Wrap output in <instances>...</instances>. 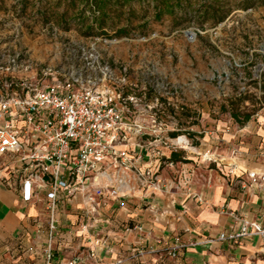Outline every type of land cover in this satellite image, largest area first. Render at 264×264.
I'll list each match as a JSON object with an SVG mask.
<instances>
[{"label":"rangeland","instance_id":"obj_1","mask_svg":"<svg viewBox=\"0 0 264 264\" xmlns=\"http://www.w3.org/2000/svg\"><path fill=\"white\" fill-rule=\"evenodd\" d=\"M253 2L189 0L190 8L156 20L152 1L140 0L112 9L103 31L88 35L75 1L0 0V93L13 91L12 77L43 83L76 74L119 92L128 117L161 125L168 138L186 136L200 151L217 126L240 125L232 113L253 111L252 121L264 111L251 96L264 69V0ZM211 5L223 21L196 14ZM120 27L128 35L116 36Z\"/></svg>","mask_w":264,"mask_h":264},{"label":"crops","instance_id":"obj_2","mask_svg":"<svg viewBox=\"0 0 264 264\" xmlns=\"http://www.w3.org/2000/svg\"><path fill=\"white\" fill-rule=\"evenodd\" d=\"M151 138L131 134L118 148L140 154L134 165L157 171L162 183L144 187L128 174L121 197L97 196L95 203L89 202L87 191L62 197L51 264H67L73 257L83 264L108 262L128 256L140 239L150 245L176 234L199 243L177 259L147 256L125 264H264V235L201 243L237 228L242 218L264 227V183L251 184L248 177L250 172L264 175V111L244 125L217 126L204 136L200 151L185 147L196 150L183 157L185 161L168 160L171 150L161 145L155 148L164 158L156 156ZM15 165L8 156H0L4 173ZM44 201L43 190L24 201L0 180V264L45 263Z\"/></svg>","mask_w":264,"mask_h":264},{"label":"built area","instance_id":"obj_3","mask_svg":"<svg viewBox=\"0 0 264 264\" xmlns=\"http://www.w3.org/2000/svg\"><path fill=\"white\" fill-rule=\"evenodd\" d=\"M42 74L51 75L46 71ZM27 80L12 77L9 85L13 91L0 93V156L6 155L16 163L5 173L4 166H0V180L18 191L24 201H30L42 190L45 192L48 242L44 264H51L62 197L85 191L91 203H95L97 196L121 197L128 174L144 187L162 183L157 171H142L134 165L140 154L118 148L129 135L152 136V152L159 158H164V154L155 146L186 149L190 141L186 136L168 138L161 135V125L149 126L128 117L120 104V93L109 86L84 81L76 74L60 78L54 75L43 83ZM181 137L185 140L179 142ZM248 177L251 184L264 183V175L256 172H250ZM100 179L105 183H99ZM134 228L141 230L139 225ZM252 235H264V227L242 218L237 228L201 243L235 242ZM197 243L184 240L181 234L156 239L150 245L140 239L128 256L96 264H125L147 256L177 259L186 248ZM67 264L83 263L80 257H73Z\"/></svg>","mask_w":264,"mask_h":264},{"label":"trees","instance_id":"obj_4","mask_svg":"<svg viewBox=\"0 0 264 264\" xmlns=\"http://www.w3.org/2000/svg\"><path fill=\"white\" fill-rule=\"evenodd\" d=\"M78 3L79 10L77 12L76 18L80 25L84 26L86 33L92 34L96 33L95 30L103 31L104 27L107 25V21L110 18V11L112 9H119L125 6H132L136 1L140 0H72ZM154 6V18L159 20L162 16L168 15L173 16L178 11H184L186 8H190L189 0H151ZM254 4L253 0H244L242 5L243 9L252 7ZM222 10L216 8L214 5L204 6L203 10L200 8L196 11V14L201 17L218 18V22L223 21L227 16L225 14L221 15ZM105 34V33H104ZM115 35L118 37L128 35L126 27H120L116 29ZM255 88L257 93L251 96L256 99L259 104V108L264 106V69L259 74V77L254 80ZM248 97H244L243 99ZM253 114V111H246L242 113L241 117H238L236 113H232V117L240 125L246 124ZM178 133L172 132L170 137H176ZM195 135V133H192ZM170 161H185L183 156L178 150H171L169 159Z\"/></svg>","mask_w":264,"mask_h":264},{"label":"bare ground","instance_id":"obj_5","mask_svg":"<svg viewBox=\"0 0 264 264\" xmlns=\"http://www.w3.org/2000/svg\"><path fill=\"white\" fill-rule=\"evenodd\" d=\"M181 138H184V137H181ZM183 140H185V138H184ZM183 140H181V141H183ZM181 141H180V142H181ZM192 149H194V148H192Z\"/></svg>","mask_w":264,"mask_h":264}]
</instances>
